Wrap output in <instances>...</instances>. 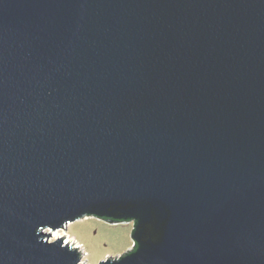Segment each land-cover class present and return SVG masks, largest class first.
Instances as JSON below:
<instances>
[{
	"label": "water",
	"instance_id": "water-1",
	"mask_svg": "<svg viewBox=\"0 0 264 264\" xmlns=\"http://www.w3.org/2000/svg\"><path fill=\"white\" fill-rule=\"evenodd\" d=\"M90 215L98 264H264V0H0V264Z\"/></svg>",
	"mask_w": 264,
	"mask_h": 264
},
{
	"label": "rangeland",
	"instance_id": "rangeland-1",
	"mask_svg": "<svg viewBox=\"0 0 264 264\" xmlns=\"http://www.w3.org/2000/svg\"><path fill=\"white\" fill-rule=\"evenodd\" d=\"M134 224V221L110 224L90 215L69 223L66 228L50 229L51 239L64 236L84 252L81 264H98L108 257L121 256L134 246L131 236Z\"/></svg>",
	"mask_w": 264,
	"mask_h": 264
},
{
	"label": "flooded vegetation",
	"instance_id": "flooded-vegetation-1",
	"mask_svg": "<svg viewBox=\"0 0 264 264\" xmlns=\"http://www.w3.org/2000/svg\"><path fill=\"white\" fill-rule=\"evenodd\" d=\"M96 218H98V219H101V220H103V221H105V222H108V223H110V224H116V222H113V221H111L110 219H106V218H102V217H97V216H95Z\"/></svg>",
	"mask_w": 264,
	"mask_h": 264
},
{
	"label": "snow or ice",
	"instance_id": "snow-or-ice-1",
	"mask_svg": "<svg viewBox=\"0 0 264 264\" xmlns=\"http://www.w3.org/2000/svg\"><path fill=\"white\" fill-rule=\"evenodd\" d=\"M49 231H51V230L49 229Z\"/></svg>",
	"mask_w": 264,
	"mask_h": 264
}]
</instances>
